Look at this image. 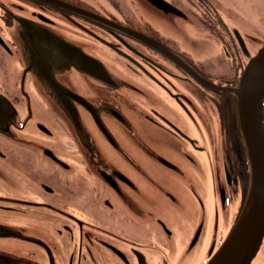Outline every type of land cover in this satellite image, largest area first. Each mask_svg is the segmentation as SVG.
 Listing matches in <instances>:
<instances>
[{
  "label": "flooded vegetation",
  "instance_id": "af4514ba",
  "mask_svg": "<svg viewBox=\"0 0 264 264\" xmlns=\"http://www.w3.org/2000/svg\"><path fill=\"white\" fill-rule=\"evenodd\" d=\"M226 9L0 0V93L17 111L0 130V264H185L205 222L178 241L177 218L190 200L206 215L209 194L221 239L195 264L219 249L249 190L230 89L256 48ZM29 30L63 49H32Z\"/></svg>",
  "mask_w": 264,
  "mask_h": 264
},
{
  "label": "water",
  "instance_id": "95a60500",
  "mask_svg": "<svg viewBox=\"0 0 264 264\" xmlns=\"http://www.w3.org/2000/svg\"><path fill=\"white\" fill-rule=\"evenodd\" d=\"M29 32L32 34L27 37L31 39L32 49H63L59 47L60 41L56 36L50 34L46 37L40 34L35 35L34 33H39L36 30H29ZM237 35L244 45L242 35L238 32ZM26 42L28 43V40ZM243 45L242 47H245ZM29 49L24 44L26 55L33 58L44 57L43 54L33 52L31 55ZM254 51L251 54L248 53L247 64L239 83L236 87L230 89L236 99L241 145L248 159L250 170L249 190L234 227L222 246L205 264H264L262 262V257L264 258V43ZM246 52L248 51L246 50ZM70 58L72 57H67V59ZM81 64L84 65L83 62ZM81 67V70H83L84 66ZM84 71L90 73L88 69ZM110 73L104 70L103 75H101L97 70V79L107 81L111 78ZM9 108L12 112L9 111ZM7 111L15 118L16 109L6 102L5 97L0 93L1 131L7 129L8 126L7 123L2 122ZM193 213L197 212L186 213L187 217L184 219L177 218V226L181 225V221L186 226L183 231L177 229L178 241L180 239L189 241L195 233L199 220L205 222L206 215L200 213L201 218L195 217L196 222H194L192 219ZM188 223L191 224L188 225ZM203 231L202 229L197 230L192 244H195L198 240V244L200 243Z\"/></svg>",
  "mask_w": 264,
  "mask_h": 264
},
{
  "label": "rangeland",
  "instance_id": "374dc122",
  "mask_svg": "<svg viewBox=\"0 0 264 264\" xmlns=\"http://www.w3.org/2000/svg\"><path fill=\"white\" fill-rule=\"evenodd\" d=\"M223 5L227 8L226 10L235 16L236 25L240 27L242 31L254 32V37L256 38V48L257 50L264 43V0H220ZM261 44V45H260ZM255 52V51H254ZM246 60V59H244ZM205 199V206L207 209L205 227L200 239V243L195 247V250L191 252L190 258L186 261L185 264H195L198 262L199 257L202 253V248L204 245L215 238L218 239L221 237V232L215 231L212 228L213 222V208L215 201L212 199V196L209 194ZM186 210L188 213L196 212V203L194 200H190V204ZM228 213V209L226 210ZM201 218L199 213H193L192 219L196 222V218ZM180 231H183L186 227L185 224L181 221V227H177ZM227 234V230L224 232ZM221 239V238H220ZM219 239V242H220ZM206 248V247H205ZM182 249L177 245L174 252L173 260L177 262L181 256ZM199 256V257H198ZM205 256V255H204ZM262 262L264 258L262 257Z\"/></svg>",
  "mask_w": 264,
  "mask_h": 264
},
{
  "label": "trees",
  "instance_id": "16d2710c",
  "mask_svg": "<svg viewBox=\"0 0 264 264\" xmlns=\"http://www.w3.org/2000/svg\"><path fill=\"white\" fill-rule=\"evenodd\" d=\"M227 114H229V113H228V109H227Z\"/></svg>",
  "mask_w": 264,
  "mask_h": 264
}]
</instances>
